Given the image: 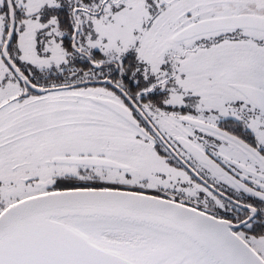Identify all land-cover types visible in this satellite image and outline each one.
<instances>
[{
    "label": "snow or ice",
    "instance_id": "1",
    "mask_svg": "<svg viewBox=\"0 0 264 264\" xmlns=\"http://www.w3.org/2000/svg\"><path fill=\"white\" fill-rule=\"evenodd\" d=\"M0 264H264V0H0Z\"/></svg>",
    "mask_w": 264,
    "mask_h": 264
}]
</instances>
